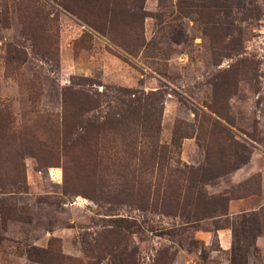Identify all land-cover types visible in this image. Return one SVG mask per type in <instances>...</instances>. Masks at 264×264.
I'll return each instance as SVG.
<instances>
[{"label":"rangeland","instance_id":"rangeland-1","mask_svg":"<svg viewBox=\"0 0 264 264\" xmlns=\"http://www.w3.org/2000/svg\"><path fill=\"white\" fill-rule=\"evenodd\" d=\"M75 78L157 90L152 144L211 170L201 198L229 196L227 215L184 223L116 197L160 191V153L149 166L147 139L110 134L63 149ZM233 147L247 161L219 174ZM241 215L258 231L237 263L264 264V0H0V264H229Z\"/></svg>","mask_w":264,"mask_h":264},{"label":"trees","instance_id":"trees-1","mask_svg":"<svg viewBox=\"0 0 264 264\" xmlns=\"http://www.w3.org/2000/svg\"><path fill=\"white\" fill-rule=\"evenodd\" d=\"M84 82V78L72 79L69 86L64 89V129L61 137L63 149L75 152L91 137L97 146L102 136L107 134L114 136L118 141L121 140L120 143H130L127 142L130 136L145 138L150 146L149 160L146 162L149 166L157 156V149L160 153L159 158L165 168L163 172L165 177H161L162 188L160 191H151L150 186H147L142 193H136L137 197L134 198L131 192L121 186L116 197H124L126 202L128 200L139 202L138 206L149 212H155L159 200L162 214L178 217L184 223L197 222L205 217L227 215L229 196H220L212 201L201 198L199 184H208L214 178L211 170L203 168L205 166L192 168L183 165V168H179L176 166L178 163L168 157L164 148L156 143L152 144L159 132L162 112V97L157 90L144 94L134 89L117 87L92 92L84 89L87 86ZM173 134L172 139L175 140L177 132L174 130ZM96 150L98 151L97 147ZM113 151L112 154L120 155L119 151L124 153L123 149L116 148V151ZM222 159L225 160L223 163L225 167L219 174H226L247 161V157L239 153L235 147L231 154L223 156ZM77 163L82 166L80 160ZM208 163L206 157V167ZM216 213L219 215H214ZM239 219L235 224L229 225L231 226L229 264H238L237 260L243 259L240 253H245L249 246H253L258 231L254 216L241 215ZM215 228L220 227L216 225Z\"/></svg>","mask_w":264,"mask_h":264}]
</instances>
